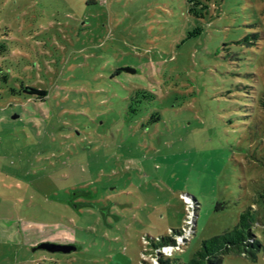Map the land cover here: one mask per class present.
Returning a JSON list of instances; mask_svg holds the SVG:
<instances>
[{
  "label": "rangeland",
  "instance_id": "rangeland-1",
  "mask_svg": "<svg viewBox=\"0 0 264 264\" xmlns=\"http://www.w3.org/2000/svg\"><path fill=\"white\" fill-rule=\"evenodd\" d=\"M192 1L0 0L1 72L31 63L50 92L45 119L19 122L0 80V264H158L141 236L181 228L182 193L201 208L182 196V233L158 253L188 261L252 209L261 249L223 264H264V0ZM116 67L135 73L118 85ZM123 88L155 95L142 117L126 115ZM84 174L120 218L69 211L67 185ZM69 220L82 253L35 251Z\"/></svg>",
  "mask_w": 264,
  "mask_h": 264
},
{
  "label": "trees",
  "instance_id": "trees-1",
  "mask_svg": "<svg viewBox=\"0 0 264 264\" xmlns=\"http://www.w3.org/2000/svg\"><path fill=\"white\" fill-rule=\"evenodd\" d=\"M192 3L193 1L190 0ZM86 6L90 7L92 5L98 6L99 0H86ZM198 4V3H197ZM196 5V4H195ZM82 24H86V22H82ZM193 33L189 36L192 37ZM10 46L6 44H2L0 41V57L6 56L9 53ZM16 49V48H15ZM13 50V49H12ZM11 50V51H12ZM16 59V57L14 56ZM31 67V63H26L23 67L24 73H20V77L15 72H1L0 80H2L4 86V99L6 97L12 98L14 103L10 107H15V112L17 115L18 121L20 122L21 118H29L30 120H42L48 116L47 110V101L50 97V92L39 86L38 84H34L31 81L30 75L27 74L28 68ZM125 69H131L128 67H116L111 74V79L116 80L117 84L121 82L120 78L122 76H131L125 71ZM23 71V70H22ZM124 91H127L125 96L122 99L124 107H126V115L131 118L134 117H142L144 110L148 105H150L155 95L150 92L149 90L145 89H133L126 90L123 88ZM264 106V101L262 102ZM124 109V108H123ZM124 110V111H125ZM160 121V118L156 114H151V116L146 120V124H143V128H148L150 126H154ZM17 122V121H16ZM62 131V129H61ZM69 132L67 129L65 130ZM59 132V131H58ZM99 173L97 175L100 176L101 173H104L103 168L98 169ZM93 173L91 171L89 174ZM62 173L60 175V179L67 180L66 178H71V174L67 177ZM67 190L65 193L69 196V200L66 201L67 208L69 211L73 212L75 215L81 218H92L95 217L96 219H100L102 223H108L109 218L115 217L112 214L113 207L115 202L108 201L110 195V189L106 186H103L99 183L98 178H93L87 174L81 175L80 180H76V182H71L67 185ZM115 189V188H114ZM102 193L104 194V198L98 199L101 197ZM182 196H186L192 200V202L198 207V212L201 208V205L196 197H193L188 194H180L179 200L182 204L183 211L185 216L182 217L181 223L182 226L180 229H167L164 233H157L155 236H151L148 234H143L141 236V243L145 248L153 250L156 254V260L158 264H223V260L225 256H228L232 253L235 254H250L251 257L255 258L254 251H258L261 249V245L259 241L253 242V224L252 221L249 219L251 215V210L246 211L245 213L241 214L239 217L238 224L231 230H227L224 234L216 235L211 237L208 240L202 241L200 248L193 254L192 258L188 261H184L183 259L174 258H167L158 251H161L165 248H174L175 241L169 237L170 233H182V228L185 225L186 221V208L187 204L182 199ZM107 202H110L109 204ZM219 206V205H218ZM127 206L119 205V210H124ZM217 210L219 207L216 208ZM120 218V217H115ZM150 221V218L148 219ZM75 225L71 220L68 221L66 224H57L54 227V230L58 231V237L51 240L50 243L57 245L60 247L59 251L56 253L49 254H65L69 255L72 253L81 252L79 248L78 241L75 237L74 231ZM196 229V225L194 226V232ZM195 234V233H194ZM192 241V240H191ZM190 241V242H191ZM70 247L72 251L70 253H66L67 248ZM253 250V251H250ZM144 252V251H143ZM142 252V253H143ZM153 254V253H152ZM52 264H58L53 259H50ZM44 263V262H43ZM36 262L34 264H43ZM143 263L141 256L140 261L138 264Z\"/></svg>",
  "mask_w": 264,
  "mask_h": 264
},
{
  "label": "water",
  "instance_id": "water-1",
  "mask_svg": "<svg viewBox=\"0 0 264 264\" xmlns=\"http://www.w3.org/2000/svg\"><path fill=\"white\" fill-rule=\"evenodd\" d=\"M125 71L128 73H134V71L131 69H125ZM13 119H17V117H13ZM59 249H60L59 246L54 245L52 243H41L36 247L35 251L36 250H43V251H47L50 253H56L59 251ZM71 251H72V249L70 247H68L66 250V253H70Z\"/></svg>",
  "mask_w": 264,
  "mask_h": 264
}]
</instances>
